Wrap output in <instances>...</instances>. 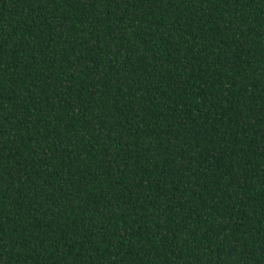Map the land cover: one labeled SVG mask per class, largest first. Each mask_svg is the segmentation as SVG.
Here are the masks:
<instances>
[{"label": "trees", "instance_id": "obj_1", "mask_svg": "<svg viewBox=\"0 0 264 264\" xmlns=\"http://www.w3.org/2000/svg\"><path fill=\"white\" fill-rule=\"evenodd\" d=\"M0 264H264V0H0Z\"/></svg>", "mask_w": 264, "mask_h": 264}]
</instances>
